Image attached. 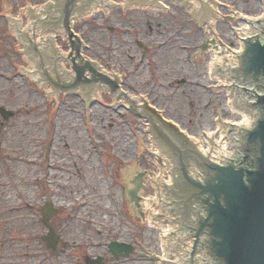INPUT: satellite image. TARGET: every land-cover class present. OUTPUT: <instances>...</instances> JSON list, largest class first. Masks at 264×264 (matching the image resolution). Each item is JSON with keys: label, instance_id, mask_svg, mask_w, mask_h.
<instances>
[{"label": "rangeland", "instance_id": "1", "mask_svg": "<svg viewBox=\"0 0 264 264\" xmlns=\"http://www.w3.org/2000/svg\"><path fill=\"white\" fill-rule=\"evenodd\" d=\"M165 3L164 11L100 9L75 17L72 30L85 56L119 73L126 92L201 137L216 130L217 110L225 121L237 116L225 89H214L212 53H200L208 44L202 23L183 6ZM217 3L227 19L210 23L217 42L238 49L235 30L244 21L227 8L257 15L260 0ZM26 4L32 10L48 0H0V257L6 264H153L148 255L161 253V231L140 223L134 205L125 208L119 173L124 166L154 170L151 151L138 149L150 147L146 117L109 106L111 94H90L88 114L86 100L75 93L46 100L32 77L17 69L29 70L17 54L15 32L8 31L6 16H19L22 33L27 30ZM47 204L56 209L49 219L59 235L56 249L42 239L49 231L42 220ZM113 240L133 244L134 251L112 257Z\"/></svg>", "mask_w": 264, "mask_h": 264}, {"label": "water", "instance_id": "2", "mask_svg": "<svg viewBox=\"0 0 264 264\" xmlns=\"http://www.w3.org/2000/svg\"><path fill=\"white\" fill-rule=\"evenodd\" d=\"M161 1L183 6L191 20H197V25L202 23V40H208V44L201 47L200 53L206 49L208 54L217 52L220 63L214 62L212 77H220L214 89H225V97L236 99L235 112L242 111V117L253 123L240 130L231 127L228 133L230 123L221 122L218 132L227 147L218 149L204 131L201 137L206 138L208 152L200 150L175 123L163 120L141 99L119 93V73L103 72L98 63L79 56V49L84 46L80 34L72 32L74 17H87L88 11L112 7L164 11L159 0H48L47 5L32 10L26 4L25 32L22 33L19 16H6L8 31L15 32L17 54H23L29 68L17 69L32 77L37 89H43L46 100H56V92L75 93L86 100L88 114L90 94H111L109 106H126L125 112L146 117L150 147L144 148L141 143L138 149L152 151L154 144L171 159L173 183L165 187V192L170 200L169 210L178 222L177 228L165 231L172 239L163 234V261L148 255V260L156 258L157 263L153 264L177 259L179 264H264V15L250 20L249 27L244 21L249 14L227 8L231 16L242 17L245 24L235 30L239 44L243 42L241 52L233 54L229 46L218 44L210 25L215 19L227 20L217 13V0ZM243 33L249 35L241 37ZM229 83L234 93L227 91L225 85ZM2 113L5 117L10 114L4 110ZM216 119H220L219 110ZM234 147L236 153L223 163L211 159ZM138 172L128 166L119 171L125 208L133 206L131 201L140 207L138 193L144 173L140 172L134 180L137 187L130 192L131 201L128 197L131 181ZM158 175L148 179H157ZM149 193L148 187L141 200L143 205L156 201H147ZM158 198L164 200L161 195ZM50 204L43 209L49 227L45 240L56 249L59 235L49 223L56 209ZM139 213L143 215L141 209ZM132 214H138L135 206ZM140 223H144L141 217ZM184 236L193 238L185 261L177 250L187 244ZM109 247L116 257L129 255L133 250L132 244L126 242L113 241Z\"/></svg>", "mask_w": 264, "mask_h": 264}, {"label": "bare ground", "instance_id": "3", "mask_svg": "<svg viewBox=\"0 0 264 264\" xmlns=\"http://www.w3.org/2000/svg\"><path fill=\"white\" fill-rule=\"evenodd\" d=\"M159 4H162V7H163L164 9L168 8L167 5H166V3H165V1H161V0H159ZM217 5H218V3H217ZM98 11H100V10L88 11V12H87V16H88V15H93V14L97 13ZM217 12H218V8H217ZM261 14H262V12L260 11V12H259V15H261ZM74 18H75V17H74ZM74 18H73V20H72V25H73V23H74ZM80 18H83V17H80ZM259 18H262V16H260ZM210 25H211V24H210ZM71 27H72V26H71ZM244 27H245V24H244V22H243V24H241V26H240L239 28H236V30L241 29V28H244ZM72 32H73V30H72ZM226 46H227V45H226ZM240 50H241L240 45H239L238 49H231V51H232L233 54H237ZM79 56L84 57V58H86V59H88V60L93 61V59H91V58L85 56V53L82 51V49L79 51ZM93 62H95V61H93ZM214 62L220 64V63H219V59H218L217 52H213V53L211 54L210 61H209V64H208V66H209V71H210L211 76L213 75V73H214V71H215V64H214ZM96 63H97V62H96ZM98 64H99V66H100V68H101V71H103V72H107V73H111V74H116L114 70L110 71L109 68L107 69V68H105L103 65H101L100 63H98ZM219 78H220V77H217V80H219ZM119 85H120V87H119V93H122V94H125V95H129V96H132V97H135L134 95H132V94L126 92V91L123 89L122 84H121L120 81H119ZM135 98H138V97H135ZM229 99H230V97H229ZM147 106H148V105H147ZM149 108H150V107H149ZM150 109H151L153 112H155L154 109H152V108H150ZM232 113H233V112H232ZM154 114H155V113H154ZM157 114L162 118V116H161L159 113H157ZM240 114H242V111L240 112ZM235 115L237 116V121H235V124H234V123H230L231 127H236V128H237V126H238L239 128H241V127H243V126H246V123H249V119H248V117H242V115H238L237 113H235ZM238 116H239V117H238ZM238 118H239V119H238ZM162 119H163V118H162ZM163 120H165V119H163ZM221 122H224V120H221ZM249 127H250V126H249ZM217 132H218V130H217ZM207 133H208V134L212 137V139L217 143V145H218V149H222V148H224V147H227V145L225 144V142H224V140L222 139V137H221L220 134H219V135H215V133H212V132H210V131H208ZM218 133H219V132H218ZM202 134H203V133H202ZM187 138H188V140H190L191 142H193V143H195V144H197V145H198L199 142L202 141V140L197 141V140L195 139V138H201L200 135H198L197 137H192V138L188 136ZM204 138H205V137H204ZM205 141H206V138H205ZM196 147H198V146H196ZM199 147H200L203 151L208 152L207 143L205 144V146L199 144ZM166 230H167V229H166ZM166 230H165V231H166ZM163 255H164V253H163ZM163 255H162V256H159V261H163Z\"/></svg>", "mask_w": 264, "mask_h": 264}, {"label": "flooded vegetation", "instance_id": "4", "mask_svg": "<svg viewBox=\"0 0 264 264\" xmlns=\"http://www.w3.org/2000/svg\"><path fill=\"white\" fill-rule=\"evenodd\" d=\"M42 239L45 240V235L42 236ZM103 260L104 259H102V261ZM88 262H90V261L88 260ZM0 264H6V262L3 260V257H0Z\"/></svg>", "mask_w": 264, "mask_h": 264}]
</instances>
